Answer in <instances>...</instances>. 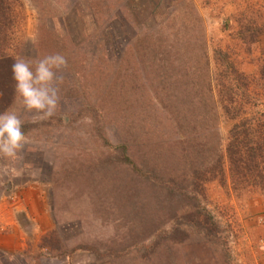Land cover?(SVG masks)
Instances as JSON below:
<instances>
[{"label": "rangeland", "instance_id": "374dc122", "mask_svg": "<svg viewBox=\"0 0 264 264\" xmlns=\"http://www.w3.org/2000/svg\"><path fill=\"white\" fill-rule=\"evenodd\" d=\"M1 9L0 61L34 68L60 53L67 67L56 114H22L27 142L0 155L2 220L26 232H4L11 224L0 220V264H264V164L237 178L225 150L234 110L264 105V0H0ZM133 38L155 47L120 60ZM168 66L180 75L163 84L181 120L167 122L150 115L163 87L150 71ZM7 68L0 113L18 106ZM203 228L211 242L197 239Z\"/></svg>", "mask_w": 264, "mask_h": 264}, {"label": "trees", "instance_id": "16d2710c", "mask_svg": "<svg viewBox=\"0 0 264 264\" xmlns=\"http://www.w3.org/2000/svg\"><path fill=\"white\" fill-rule=\"evenodd\" d=\"M3 6V5H1ZM6 8V6H5ZM2 20H0V35H4V28L5 27V22L8 23V17L7 14H4L2 9L0 11ZM5 36H0V40H4ZM164 37H162V40ZM148 40V41H147ZM151 39H142L139 40L138 38H133L132 45H127L125 48H122V51L119 52V55L121 56L120 60L124 57H126L128 54H134V56L139 57L141 54H145V52L140 51V49L137 47L138 45L142 46L143 48L148 47L147 49V54L150 53L152 48L155 47L154 43H150ZM150 45V46H149ZM134 50V51H133ZM158 52V50L156 49ZM12 62H14L13 58L10 57V54H5L4 55V60H1L0 63L2 66L0 67V70H6V67L8 65L11 68H7V71H10V74L12 75ZM173 62H175V58L173 59ZM0 64V65H1ZM134 64V63H133ZM135 67V65H134ZM136 68V67H135ZM150 72H153L157 77L159 84H163L166 81L170 83V77L172 73H175V78L179 75V72L174 71L173 67H167V69L160 71V70H152ZM135 74L134 71H131L129 73V76ZM172 78V77H171ZM156 79L153 78L152 81H155ZM0 85L2 88L4 84V76L1 75V80H0ZM143 87V86H142ZM144 88V87H143ZM146 90V96L150 100L152 99V96L155 97L156 99V106L159 107L158 109L155 108L154 110L151 109L150 115H154L155 113L161 115L165 121L168 122L169 119H175L177 117V120H181L180 115L178 114V107L176 108V104L174 103V95L170 94L169 88L167 84H163V87L161 91L158 90V85H155L154 94L149 96L148 94V89L144 88ZM154 99V98H153ZM152 99V100H153ZM154 99V100H155ZM150 101L146 102L149 103ZM152 111L154 114H152ZM177 111V112H176ZM225 115L227 116L228 111L225 109L224 110ZM235 117H238L239 120L236 121V124L234 123L232 125V128L230 129V134L228 138V143L225 146L226 150V159L228 161V172L230 174L235 173L237 178L242 177L244 174V170H249V168H252L253 170L256 169V166L259 165V163L264 164V130L263 125H264V105L263 107L257 108L255 111H248V109H235L234 112L231 114V117H228L229 119L233 118V115ZM234 117V118H235ZM251 120V122H250ZM246 121H249V123H246ZM243 123H246L247 126H242ZM238 124H241V126H238ZM237 126L239 128H237ZM242 128V129H241ZM149 129V127H148ZM241 129V130H240ZM240 132V133H239ZM240 134L242 135H248L250 134L249 138L246 137H241ZM192 147L195 145L191 144ZM186 148V147H185ZM151 155H153V152H150ZM222 162V161H221ZM218 162L219 164H215V167L217 169L216 173H219V175H224V165ZM134 163V162H133ZM135 164V163H134ZM209 162H206V165L208 166ZM150 168H148L149 172L151 171L152 176H150L152 179H155V164L149 163L148 165ZM152 166V167H151ZM202 166V165H201ZM199 169V168H198ZM264 170V169H263ZM202 171V170H198ZM205 171V169H204ZM198 235L197 239L204 240L206 242H211L212 241V234L209 231H206L204 228L200 229L199 232L196 234Z\"/></svg>", "mask_w": 264, "mask_h": 264}, {"label": "clouds", "instance_id": "9594fccd", "mask_svg": "<svg viewBox=\"0 0 264 264\" xmlns=\"http://www.w3.org/2000/svg\"><path fill=\"white\" fill-rule=\"evenodd\" d=\"M67 67L63 54L47 55L33 65L16 58L12 65L17 108L0 113V155L15 157L27 142L23 131L24 113L33 123L54 116L60 106L59 84L63 75H58Z\"/></svg>", "mask_w": 264, "mask_h": 264}, {"label": "crops", "instance_id": "0c3cea01", "mask_svg": "<svg viewBox=\"0 0 264 264\" xmlns=\"http://www.w3.org/2000/svg\"><path fill=\"white\" fill-rule=\"evenodd\" d=\"M35 198L38 199L37 196H35ZM16 214L17 213L15 212L14 215H16ZM3 217H4V214H1L0 213V220H1V222L4 221V223H10L11 224L10 229L9 230L8 229H4V232L14 233V236H15V234H17L15 237L22 238L23 235L26 233L25 232V229H24V226L22 225V223H20L19 221H17L15 217L13 219L10 218V220H8V218H6V219L4 218L5 220H2ZM7 235H10V234H7Z\"/></svg>", "mask_w": 264, "mask_h": 264}]
</instances>
